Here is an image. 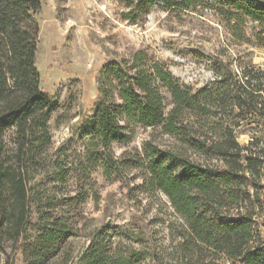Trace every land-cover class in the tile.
I'll return each instance as SVG.
<instances>
[{"label":"trees","instance_id":"16d2710c","mask_svg":"<svg viewBox=\"0 0 264 264\" xmlns=\"http://www.w3.org/2000/svg\"><path fill=\"white\" fill-rule=\"evenodd\" d=\"M116 1L133 23L153 7L174 12L204 1L229 20L245 16L264 24V0ZM42 7V0H0V264L3 256L11 264L14 252L25 264H135L101 231L77 259L65 252L78 231L72 206L87 200L90 186L69 180L78 173L89 178L95 166L109 180L135 171L136 189L169 199L182 220L179 245L187 264L207 253L208 262L225 255L264 264V237L256 227L263 205L248 187L263 154L256 141H237L225 110H264V79L250 69L236 78L215 67L213 82L194 87L140 49L103 66L82 147L71 138L55 148L49 117L58 103L43 90L36 64ZM139 129L151 130V137L117 155L115 146H129ZM159 134L177 145L163 147Z\"/></svg>","mask_w":264,"mask_h":264},{"label":"rangeland","instance_id":"374dc122","mask_svg":"<svg viewBox=\"0 0 264 264\" xmlns=\"http://www.w3.org/2000/svg\"><path fill=\"white\" fill-rule=\"evenodd\" d=\"M42 1L36 64L43 90L58 103L49 117L55 148L71 138L82 147V129L100 97L103 66L140 49H147L173 75L194 87L213 82L215 67L229 70L236 78L250 69L264 79V24L245 16L229 20L204 1L174 12L153 7L136 23L123 17L125 7L116 0ZM225 110L237 141L243 146L256 141L263 154L260 174L248 187L261 198L263 211L256 217V227L264 237V110ZM150 133L139 129L129 146H115L117 155L126 148H140ZM156 139L163 147L177 145L169 135L159 134ZM73 177L71 185L79 179L90 185L87 200L72 206L78 231L69 238L65 252L74 259L101 231L118 254L132 255L135 264H187L179 245L182 220L165 195L136 189L141 183L137 172L109 180L95 166L89 178L82 173ZM210 256H195L191 264H241L225 255L208 262ZM5 260L3 256L2 264ZM10 263L25 264L20 252L11 254Z\"/></svg>","mask_w":264,"mask_h":264}]
</instances>
